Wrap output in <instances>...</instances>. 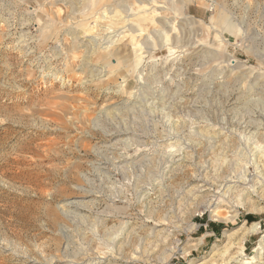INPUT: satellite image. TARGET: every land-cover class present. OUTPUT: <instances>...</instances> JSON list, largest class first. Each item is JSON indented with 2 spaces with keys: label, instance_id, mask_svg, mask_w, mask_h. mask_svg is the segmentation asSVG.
Returning <instances> with one entry per match:
<instances>
[{
  "label": "rangeland",
  "instance_id": "rangeland-1",
  "mask_svg": "<svg viewBox=\"0 0 264 264\" xmlns=\"http://www.w3.org/2000/svg\"><path fill=\"white\" fill-rule=\"evenodd\" d=\"M133 1L0 0V264H264V0Z\"/></svg>",
  "mask_w": 264,
  "mask_h": 264
},
{
  "label": "bare ground",
  "instance_id": "bare-ground-1",
  "mask_svg": "<svg viewBox=\"0 0 264 264\" xmlns=\"http://www.w3.org/2000/svg\"><path fill=\"white\" fill-rule=\"evenodd\" d=\"M115 2V4H116V1L117 0H114ZM135 1V0H134ZM133 1V2H134ZM170 2L172 1V0H169ZM177 1H179L180 2V4H181V7L182 6H185V0H177ZM135 6L137 5L139 8V10L137 11V12H134L132 9H131V6H129V5H127V4H125V3H122V4H119V3H117L118 5L115 7V8H113V9H111L110 7H108V8H106V10L103 12V13H101V16H100V18L102 19V20H104V21H116L117 19H115L114 17H113V15L114 14H116V13H118L119 11H120V14L122 13V15L123 16H121V20H124V21H126L127 22V26H128V28H127V30H128V34L129 35H135V36H139V34L143 31L142 30V26H141V24H134V20L136 19V17H138V13H142V14H145V13H148V11L150 10V8H152L153 6L154 7H165L164 5H162L163 3H161V2H159V1H157V0H136L135 1ZM158 4V5H157ZM134 6V5H133ZM122 7V8H121ZM119 8H121V9H119ZM185 7H183V9H184ZM142 14H140V15H142ZM195 17V16H194ZM184 24L185 25H188V24H198V23H200L198 20H196L195 18H193V17H191V15H186V18L184 17ZM218 22L222 25V27H223V29L224 30H227V31H229V32H235L236 30H237V27L235 26V24L234 23H232L231 21H230V19H229V17H227L224 13H222V12H219L218 13ZM157 23V22H156ZM158 23H160V24H158L159 25V28H156V29H154L153 30V32H152V37H159L158 35H160L161 34V36H162V34H164V29H165V27L166 28H169L170 27V24H171V21H166L165 19H160V20H158ZM183 24V25H184ZM111 25V24H110ZM114 26V25H113ZM118 28V27H117ZM126 30V31H127ZM168 31H170V29L168 30ZM122 32H124V30H122L121 32L119 31V33H117V34H115L116 36H120L121 34H122ZM127 34V35H128ZM111 37V36H110ZM151 38V37H150ZM112 40V39H111ZM113 41V40H112ZM143 41V40H142ZM144 44H146V45H148V46H150V45H152V42L149 40V38H147V39H145L144 41ZM113 42H111V41H107L106 42V45L107 46H110L111 44H112ZM105 45V46H106ZM106 46V47H107ZM106 49V48H105ZM215 52V51H214ZM217 55V54H216ZM226 57V56H225ZM264 125V124H263ZM254 133V135L255 136H257L258 134H259V131H256V132H253ZM178 160V159H177ZM174 161V160H173ZM262 161V160H261ZM259 162H260V160H259ZM179 164V163H178ZM172 165V164H171ZM171 165L170 166H168L167 168H169V167H171ZM260 165V164H259ZM175 166V165H174ZM173 166V167H174ZM173 170V169H172ZM169 171V170H168ZM172 172V171H171ZM261 172H263V173H261ZM261 172H259V173H261L260 174V176H256L258 179H256L255 177V179L256 180H254L255 181V183L253 184L254 186V191H255V193L256 194H258V196L259 195H264V165H262V167H261ZM258 173V172H257ZM256 175V174H255ZM252 180V179H251ZM201 184V183H200ZM237 186H239V185H237ZM199 188L197 189L198 190V194H200L201 192H203V191H207L209 188H207V186L206 185H199L198 186ZM196 188V187H195ZM194 188V189H195ZM235 188V187H234ZM238 189V188H237ZM235 190V189H234ZM192 191H193V189H192ZM196 192V191H195ZM252 192V191H251ZM197 193V192H196ZM196 193H193V194H196ZM250 192H249V189L246 187H241V189H239L238 190V192H237V195H240V197L241 198H243V199H245L244 198V195H245V197H246V194H249ZM204 194V193H203ZM197 195V194H196ZM252 195V194H251ZM242 200V199H241ZM239 202V201H238ZM72 203V202H71ZM241 204H243V203H241ZM245 204H249L248 206L249 207H251V209H256V207H255V204L254 203H252L251 204V201L249 200V199H247V200H245ZM246 206V205H245ZM179 222V221H178ZM104 223V222H103ZM258 222H254V223H252V227H251V229L249 230V232L248 233H254V232H256V230H257V228H258ZM113 232L114 233H117V230H116V228L115 229H113ZM156 233H158V232H156ZM235 232H230V233H226L227 234V236H228V240L227 241H229L230 242V239H231V237H232V235L234 234ZM229 234V235H228ZM132 235V234H131ZM126 236V235H125ZM118 237V236H117ZM115 238L113 241L115 242V244L117 245V253H110L109 251L107 252V254L106 253H101V254H99V256L98 257H90V256H88V258H77L76 256L75 257H72V259H70V260H66V264H102L104 261H106V260H109V261H114L116 264H129V263H132V262H134L135 264H167L169 261H170V259L172 258V256H173V251H167V252H165V255L163 256V257H159V255L156 257V256H154L152 253H150V254H148V255H146V256H144L143 254L141 255V256H138V257H127V256H125V255H123V251L122 252H120L121 251V249H123L122 247L126 244H124L123 242L125 241V240H121V238H119V240H117L118 238ZM127 237L129 238L130 237V234L128 233V235H127ZM244 237V236H243ZM233 238V237H232ZM123 239V238H122ZM244 239V238H243ZM117 240V241H116ZM129 241V240H128ZM157 241V240H156ZM127 242V241H126ZM242 242H244V240H241V241H239L238 243H237V245H241L242 244ZM146 243V242H145ZM158 243V242H157ZM236 245V244H235ZM148 246V245H147ZM233 245H232V242H230V243H228L227 245H226V247L223 249H218L215 253L217 254V255H219V256H222L223 255V253L226 251V250H228V249H230V247H232ZM154 248V247H153ZM148 249V248H147ZM146 250V249H145ZM152 250V249H151ZM114 251H115V249H114ZM105 252V251H104ZM125 252V251H124ZM108 253H110V254H108ZM96 254V253H95ZM124 254H126V253H124ZM227 255H228V257H230V255H231V253L228 251V253H227ZM92 256V255H91ZM79 257V256H78ZM85 257H86V255H85ZM233 258V256H231V258H225V261H226V259H232ZM229 260V261H230ZM51 262V261H50ZM200 261H197V262H194V261H191L189 264H207V261H205V262H203V263H199ZM227 262V261H226ZM221 263V262H220ZM222 264V263H221ZM226 264V263H225Z\"/></svg>",
  "mask_w": 264,
  "mask_h": 264
},
{
  "label": "trees",
  "instance_id": "trees-1",
  "mask_svg": "<svg viewBox=\"0 0 264 264\" xmlns=\"http://www.w3.org/2000/svg\"><path fill=\"white\" fill-rule=\"evenodd\" d=\"M248 220L250 219V220H252L253 219V216L252 215H247V217H246ZM209 225H212V223H210Z\"/></svg>",
  "mask_w": 264,
  "mask_h": 264
}]
</instances>
